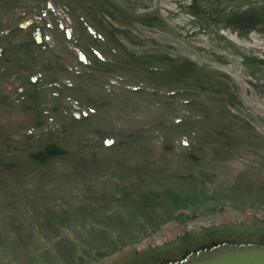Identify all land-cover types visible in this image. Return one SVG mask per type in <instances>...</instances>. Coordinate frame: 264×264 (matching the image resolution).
Segmentation results:
<instances>
[{"label": "rangeland", "instance_id": "obj_1", "mask_svg": "<svg viewBox=\"0 0 264 264\" xmlns=\"http://www.w3.org/2000/svg\"><path fill=\"white\" fill-rule=\"evenodd\" d=\"M259 1L0 0V264H157L264 236V22L219 19ZM181 59L198 78L168 71ZM46 143L65 153L43 168L28 152ZM141 180L191 200L85 257L108 241L87 210Z\"/></svg>", "mask_w": 264, "mask_h": 264}, {"label": "trees", "instance_id": "obj_2", "mask_svg": "<svg viewBox=\"0 0 264 264\" xmlns=\"http://www.w3.org/2000/svg\"><path fill=\"white\" fill-rule=\"evenodd\" d=\"M219 19L224 26L235 32L246 33L256 28L257 24L264 22V0H260L257 6L247 4L241 8H231L223 12ZM25 44L29 47L33 41L30 39ZM98 61L107 63L105 60ZM170 70L174 72V75L183 78H198L200 73L198 65L186 59H181L176 66L168 69V71ZM64 153L65 150L57 144L46 143L40 148L29 151L28 158L39 167L44 168L51 164L55 158L63 156ZM139 183V186L135 188L122 185L118 192H113L108 209L87 210L85 215L90 216L91 223H95L89 227L90 231L104 234L108 241L105 243L94 241L96 246L84 245L82 249L85 257L93 260L108 255L134 241L139 235L156 229L164 221L176 219L174 212L183 208L184 204L187 205L191 200L188 194L185 195L170 186L154 188L142 180ZM46 212L45 215L42 214L44 223L55 226L57 220L63 219L68 211L60 210L63 214L60 218L54 213L56 211L51 212L48 209ZM96 224L98 226L94 227L93 225ZM70 244L72 245V243ZM72 260H74L73 256L69 255L68 261Z\"/></svg>", "mask_w": 264, "mask_h": 264}, {"label": "water", "instance_id": "obj_3", "mask_svg": "<svg viewBox=\"0 0 264 264\" xmlns=\"http://www.w3.org/2000/svg\"><path fill=\"white\" fill-rule=\"evenodd\" d=\"M157 264H264V242L211 241Z\"/></svg>", "mask_w": 264, "mask_h": 264}, {"label": "flooded vegetation", "instance_id": "obj_4", "mask_svg": "<svg viewBox=\"0 0 264 264\" xmlns=\"http://www.w3.org/2000/svg\"><path fill=\"white\" fill-rule=\"evenodd\" d=\"M236 242V241H235ZM255 242H258V243H262V242H264V236L263 237H260L259 239H257ZM200 246V245H199ZM185 252V251H184ZM184 252H182L179 256H177L175 259H177V258H179ZM165 259H160L159 260V262L158 263H161V262H163ZM141 264H144V262L143 263H141ZM145 264H147V263H145Z\"/></svg>", "mask_w": 264, "mask_h": 264}]
</instances>
